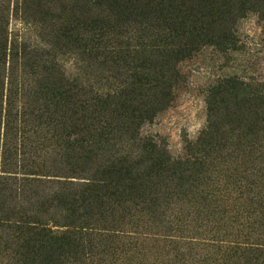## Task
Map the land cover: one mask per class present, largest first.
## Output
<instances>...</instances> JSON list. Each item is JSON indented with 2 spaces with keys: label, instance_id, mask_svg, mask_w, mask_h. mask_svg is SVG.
I'll list each match as a JSON object with an SVG mask.
<instances>
[{
  "label": "rangeland",
  "instance_id": "obj_1",
  "mask_svg": "<svg viewBox=\"0 0 264 264\" xmlns=\"http://www.w3.org/2000/svg\"><path fill=\"white\" fill-rule=\"evenodd\" d=\"M5 6L7 13L0 14V23L7 33H0V39L8 40L11 60L6 68L0 66V78L4 80L5 74L13 86L26 90L27 97L50 84L46 81L49 75L52 82L83 86L87 93L108 92L135 72L153 76L148 88L140 91L145 93L131 100L136 109L148 110L151 118L130 133L113 130L112 139L92 147L95 154L78 166L85 170V177L116 153L128 154L138 162L148 155L144 149L150 148L149 142L156 145L154 154L176 159L191 157L197 151L194 143L210 137L213 129L218 130L215 138L221 140L220 146L228 143L230 90L242 88V80L264 83V0H0V12ZM210 123L217 126L209 127ZM19 125L14 122L12 130L25 129L26 146L35 150V159L46 162L45 168L61 172L73 169L71 158L54 145L44 123L33 120ZM130 134L136 138L130 139ZM226 146L222 150L211 147V152H221L224 157ZM259 146L260 151L251 150L250 162L236 154L227 162L220 155L206 159V167L221 170L207 173L204 183L218 184L222 191L228 180H236L233 167L240 171L237 178L245 175L256 183L252 190L244 188V196L236 204L232 202L236 194L232 193L225 207L229 210L223 215L219 210L212 216L201 213L194 203H181L180 194L165 195L167 203L160 209L163 213L154 217L142 214L139 207L130 209L131 202L127 212L109 203L104 219L99 213V222L90 230L91 240L83 250L86 256L76 259L66 254L60 262L263 264L262 257L247 259L241 253L225 259L228 250L212 245L217 244L212 240L217 235L264 242L262 134ZM231 163L232 168L225 170ZM73 179L79 182L82 178ZM50 180L54 182L26 186L21 200L10 202L9 206L18 210L17 216H60L62 212L52 198L66 190L55 179ZM224 193L218 195L225 197ZM250 198L256 201L251 203ZM10 237V231L3 232L1 248L7 244L5 253L10 255L0 256V263L31 261L13 257ZM51 259L49 262L59 263ZM38 260L34 262L48 259Z\"/></svg>",
  "mask_w": 264,
  "mask_h": 264
},
{
  "label": "trees",
  "instance_id": "obj_2",
  "mask_svg": "<svg viewBox=\"0 0 264 264\" xmlns=\"http://www.w3.org/2000/svg\"><path fill=\"white\" fill-rule=\"evenodd\" d=\"M6 11L7 6L2 8L1 16ZM3 27L0 23L1 34L7 33ZM8 49V40L0 39V66L4 68L11 60L8 58ZM3 76L4 80L0 78V212L5 213L0 214V256L10 255L5 253L7 244L4 245L5 248H1L3 232L8 230L11 232L8 242L9 247H13V257L28 258L31 261L0 264H53L49 262L51 258L56 262L59 260V263L54 264H67L60 262V258L66 254L76 259L79 258L78 255L86 256L83 250L86 248V241L91 240L88 238L93 233L90 230L99 222V213L103 216L101 219H104V214H107L104 208L109 203L114 208L119 207V210L127 212L131 202L130 209L139 207L142 214L154 217L163 213V207L167 203L166 198L163 199L165 195L180 194L181 203H194L201 213L205 211L208 216H212L219 210L223 215L229 210L225 207L230 204L228 199H232V193L236 194L232 199L235 203L244 196V188L245 191L252 190L256 185L253 179L241 175L247 167L241 172V179L237 178L240 171L233 167V177L236 180H228L222 190L227 194L224 193L225 197H221L218 195L222 192L218 184L204 183L207 173H218L221 169L211 170L212 167H206L205 164L208 162L206 159L222 156L221 152L213 154L211 147L222 150L224 144L227 145V158L222 156L224 162L236 155H240L241 159L248 158L249 161L251 150L260 151V136H264V83L256 85L242 80V88L233 87L230 90V135L226 137L228 143L224 142L220 146L221 140L215 138L218 130L213 129L210 137L198 139L194 143L197 151L192 152L191 157L176 159L167 154L166 157L160 153L154 154L156 145L149 142L151 149H144L148 155L142 156L138 162H134L136 160L128 154L116 153L105 159L99 170L85 177V170L78 166L81 160L85 161L87 156L95 154L92 147L97 148L99 142L104 144L112 139L113 130L121 129L130 133L143 121L151 118L148 110L143 112L144 109H136L131 100L134 96L138 100L145 93L140 91L153 82V76L135 72L121 86L117 85L108 92L93 90L92 93H87L83 86L68 87L63 80L52 82L49 75L46 81L50 84H46L45 88H38L33 96L29 92L30 97H27L23 87L13 86L9 77L5 74ZM136 85L140 87L134 89ZM214 105L211 101L213 109ZM33 120L41 121L47 126L46 131L51 133L54 145L71 158L72 170L61 172L56 168H45L46 162L35 159V150L26 146L25 129L16 127L15 131L12 130L14 122H20L19 126H22ZM210 126L217 125L210 123ZM30 131L33 135L36 133V130ZM132 138L136 137L130 134V139ZM259 156H264V153ZM230 168L232 163L225 170L229 171ZM73 177L82 179L75 182ZM50 179H55L66 190L52 198L62 212L60 216H17L18 210L15 205L9 206L10 202L20 201L26 186L36 182H54ZM78 184L81 186L76 187ZM46 200L49 201V198ZM255 201L250 198L251 203ZM161 208L163 209L160 210ZM122 230L124 232L125 229ZM228 237L220 238L217 235L212 239L217 241L213 246L228 250L225 259L241 253L247 259L262 257L264 264V242L251 239L239 241L237 237ZM36 258L39 262L45 258L48 260L36 263Z\"/></svg>",
  "mask_w": 264,
  "mask_h": 264
}]
</instances>
